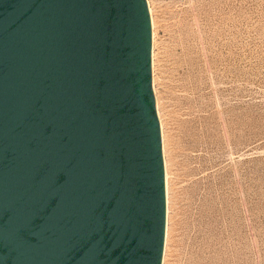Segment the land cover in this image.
<instances>
[{"label":"water","instance_id":"1","mask_svg":"<svg viewBox=\"0 0 264 264\" xmlns=\"http://www.w3.org/2000/svg\"><path fill=\"white\" fill-rule=\"evenodd\" d=\"M147 0H0V264H163Z\"/></svg>","mask_w":264,"mask_h":264},{"label":"rangeland","instance_id":"2","mask_svg":"<svg viewBox=\"0 0 264 264\" xmlns=\"http://www.w3.org/2000/svg\"><path fill=\"white\" fill-rule=\"evenodd\" d=\"M149 2L163 264H264V0Z\"/></svg>","mask_w":264,"mask_h":264},{"label":"bare ground","instance_id":"3","mask_svg":"<svg viewBox=\"0 0 264 264\" xmlns=\"http://www.w3.org/2000/svg\"><path fill=\"white\" fill-rule=\"evenodd\" d=\"M147 1H148V4H149V9H150V12H151V17H152V20H153V12H152V9H151V6H150V2H149V0H147ZM152 24H153V27H154V22L153 21H152ZM153 31H154V29H153ZM154 39H155V34L153 32V42H154ZM153 56H154V52H153ZM159 119H160V122H161L160 114H159ZM161 129H162V122H161ZM162 139H163V150H164L163 155H164V160H165L164 138L162 137ZM165 169H166V193H167V229H166V240H165V243L167 245L168 226H169V188H168V180H169L168 178L169 177L167 175V163H166V160H165ZM164 253H165V251H164Z\"/></svg>","mask_w":264,"mask_h":264}]
</instances>
